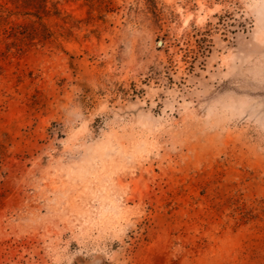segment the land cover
Wrapping results in <instances>:
<instances>
[{
    "label": "rangeland",
    "instance_id": "1",
    "mask_svg": "<svg viewBox=\"0 0 264 264\" xmlns=\"http://www.w3.org/2000/svg\"><path fill=\"white\" fill-rule=\"evenodd\" d=\"M0 264H264V0H0Z\"/></svg>",
    "mask_w": 264,
    "mask_h": 264
},
{
    "label": "trees",
    "instance_id": "2",
    "mask_svg": "<svg viewBox=\"0 0 264 264\" xmlns=\"http://www.w3.org/2000/svg\"><path fill=\"white\" fill-rule=\"evenodd\" d=\"M24 2H28V3H32L33 0H24ZM30 15V14H29ZM34 16V14H31ZM35 23H32V25H30V29H31V36L34 37L33 39H37L35 37H38V35H42V37L46 40L49 38V30L47 28V26L45 24H40V29L34 27ZM29 35V33H27ZM24 33V35H27ZM41 41V40H39Z\"/></svg>",
    "mask_w": 264,
    "mask_h": 264
}]
</instances>
